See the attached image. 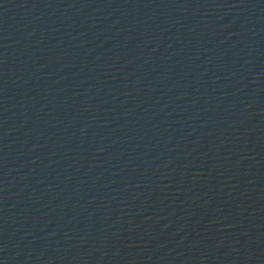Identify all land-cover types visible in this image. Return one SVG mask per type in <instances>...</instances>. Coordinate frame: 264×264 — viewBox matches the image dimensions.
I'll use <instances>...</instances> for the list:
<instances>
[{"label": "water", "instance_id": "obj_1", "mask_svg": "<svg viewBox=\"0 0 264 264\" xmlns=\"http://www.w3.org/2000/svg\"><path fill=\"white\" fill-rule=\"evenodd\" d=\"M0 264H264V0H0Z\"/></svg>", "mask_w": 264, "mask_h": 264}]
</instances>
